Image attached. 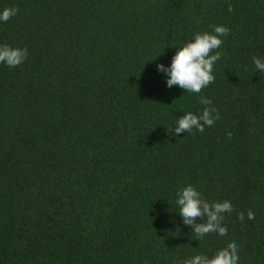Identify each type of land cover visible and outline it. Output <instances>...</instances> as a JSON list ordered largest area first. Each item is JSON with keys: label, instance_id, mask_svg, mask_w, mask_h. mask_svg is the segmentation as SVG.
I'll list each match as a JSON object with an SVG mask.
<instances>
[{"label": "trees", "instance_id": "obj_1", "mask_svg": "<svg viewBox=\"0 0 264 264\" xmlns=\"http://www.w3.org/2000/svg\"><path fill=\"white\" fill-rule=\"evenodd\" d=\"M5 7L20 11L0 22V45L28 57L0 64V264H182L233 241L238 264H264V76L252 59L264 60V0ZM211 25L230 29L215 82L168 88L157 65ZM201 96L220 119L170 135ZM189 184L231 202L226 236L192 238L175 203Z\"/></svg>", "mask_w": 264, "mask_h": 264}, {"label": "clouds", "instance_id": "obj_2", "mask_svg": "<svg viewBox=\"0 0 264 264\" xmlns=\"http://www.w3.org/2000/svg\"><path fill=\"white\" fill-rule=\"evenodd\" d=\"M18 7H5L0 11V22H8L19 13ZM212 32L194 34V38L183 44L172 57L171 65H157V70L167 76V87L174 85L186 90L187 93L200 94L202 90L215 82L213 75L214 65L222 58L218 51L223 44L221 37L227 36L230 29L223 25H211ZM28 57L27 48L12 47L7 44L0 45V64L16 68L23 64ZM255 72L258 70L264 76V60L253 57ZM199 103L205 105L200 114L187 112L179 117L176 126L169 129V134L179 136L181 133H193V130L204 132L205 127H211L220 119L216 108L211 107L212 101L201 96ZM175 201L178 214L184 225L193 229V239L202 240L209 234L220 237L227 235L225 226L226 214L234 209L230 201L209 202L196 187L189 184L177 191ZM248 219H254L255 213L249 210ZM197 218L205 222L197 223ZM237 219L243 221L244 213H239ZM239 246L233 241L226 247L219 249L214 255L197 254L182 261V264H238Z\"/></svg>", "mask_w": 264, "mask_h": 264}]
</instances>
